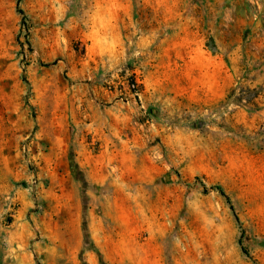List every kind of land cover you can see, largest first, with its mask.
I'll use <instances>...</instances> for the list:
<instances>
[{"label": "rangeland", "instance_id": "rangeland-1", "mask_svg": "<svg viewBox=\"0 0 264 264\" xmlns=\"http://www.w3.org/2000/svg\"><path fill=\"white\" fill-rule=\"evenodd\" d=\"M0 264H264V0H0Z\"/></svg>", "mask_w": 264, "mask_h": 264}, {"label": "trees", "instance_id": "trees-1", "mask_svg": "<svg viewBox=\"0 0 264 264\" xmlns=\"http://www.w3.org/2000/svg\"><path fill=\"white\" fill-rule=\"evenodd\" d=\"M21 14L23 15V11L21 9H19ZM26 80V79H25ZM211 189H216L217 191H219L222 195L224 196H227L225 191L223 190V188L220 186V185H215V186H212ZM240 243L242 244V241L240 240Z\"/></svg>", "mask_w": 264, "mask_h": 264}, {"label": "built area", "instance_id": "built-area-1", "mask_svg": "<svg viewBox=\"0 0 264 264\" xmlns=\"http://www.w3.org/2000/svg\"><path fill=\"white\" fill-rule=\"evenodd\" d=\"M133 86H135V85L133 84Z\"/></svg>", "mask_w": 264, "mask_h": 264}]
</instances>
